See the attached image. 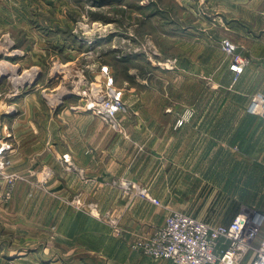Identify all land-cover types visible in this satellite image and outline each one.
<instances>
[{
	"label": "rangeland",
	"instance_id": "obj_1",
	"mask_svg": "<svg viewBox=\"0 0 264 264\" xmlns=\"http://www.w3.org/2000/svg\"><path fill=\"white\" fill-rule=\"evenodd\" d=\"M242 6V0H0V264L61 262L55 257L65 242L58 252L52 246L61 214L79 216L76 230L92 224L111 237L122 232L131 204L102 208L83 193L57 194L52 181L61 178L57 169H81L67 154L68 116H93L125 139L137 92L153 97L147 88L162 96L167 113L176 112L175 140L187 125L186 167L173 153L166 168L172 190L156 191L173 196L169 207L209 223H228L225 214L230 220L242 209L264 211V123L245 113L251 97L237 89L240 75L229 74L220 43L229 40L244 58L226 29ZM110 89L121 92L129 110L119 130L82 109ZM230 108L234 118L227 121ZM185 113L193 115L179 124ZM124 155L119 165L130 172V152ZM80 177L90 181L84 172ZM140 182L122 174L109 185L142 200L132 189H147ZM87 239L71 241L69 251L75 255Z\"/></svg>",
	"mask_w": 264,
	"mask_h": 264
},
{
	"label": "crops",
	"instance_id": "obj_2",
	"mask_svg": "<svg viewBox=\"0 0 264 264\" xmlns=\"http://www.w3.org/2000/svg\"><path fill=\"white\" fill-rule=\"evenodd\" d=\"M242 2V10L238 15L241 23L238 16L233 14L232 22L227 24L226 29L227 36L240 44L238 45L241 48L240 52L247 59L236 87L241 91L240 93L251 97L255 92L264 94V0H242ZM192 34L195 40H198L197 36L203 35L200 32ZM201 40L199 38L198 41L201 42ZM209 40L213 42L212 39ZM229 74L233 75L231 72ZM145 93L153 97L144 98V92H137L141 96L140 101L132 106L134 115L132 114L131 119L124 121L128 132L125 139L110 132L101 120L93 116L73 114L67 117V136L72 142V145L68 146L67 154L81 169L67 167L66 170L64 168L55 170L56 175L61 178L58 179L57 184L53 179V189L57 194L60 192L67 195L83 193L88 200L97 202L102 208L118 206L122 209L130 204L131 208L123 216L122 232L115 234L114 237H111L107 229L100 225L91 224L90 227L76 230L72 222L77 223L79 216L58 215L57 238L52 246L57 245L58 252L59 242L62 241L65 245L60 247L65 250L61 249V253L58 252L55 257L61 262L50 264H172L164 259L154 261L139 249L134 248L138 238L148 237L156 228L163 225L166 213L148 202L129 198L109 185L114 176L125 174L138 182L141 181L140 183L149 191L151 190L152 195L162 202L165 203V200H168L170 202V204L167 203L168 206H171L174 201L172 195L169 198V195L156 191L172 190L167 167L170 166L169 160L173 158V153L178 152L179 160H182L186 167L187 125H182V128L178 130V140H175L176 137L171 132L174 128L176 112H166L168 108L165 107L162 96L155 89L147 88ZM249 101L250 98L248 103ZM247 107L248 104L245 107L246 114H248ZM233 111V108L226 109L225 120H233ZM193 120L201 121L198 118ZM247 121L250 122V120ZM257 123H264V119L259 118ZM176 142L179 144L177 149ZM128 152L132 160L130 172L119 165L123 164L124 154L127 155ZM194 154L196 156L198 152L195 151ZM140 168L146 169V178L139 177L142 172ZM82 172L90 180L88 183L80 179ZM152 183H163V185L160 189H156ZM88 219L96 224V220ZM225 220L230 221L226 214ZM81 236L97 240L98 243H90L92 246L88 247L89 239H87L85 240L87 246L79 248L80 251L74 255L75 249L69 251L68 248L74 245L71 241ZM82 241L84 242L83 239ZM242 264L247 262L244 261Z\"/></svg>",
	"mask_w": 264,
	"mask_h": 264
},
{
	"label": "built area",
	"instance_id": "obj_3",
	"mask_svg": "<svg viewBox=\"0 0 264 264\" xmlns=\"http://www.w3.org/2000/svg\"><path fill=\"white\" fill-rule=\"evenodd\" d=\"M220 43L224 54L230 57V72L240 75L247 59L236 53V46L229 40ZM121 95L120 91L110 89L107 98L99 97L81 108L119 130L122 117L129 112ZM247 113L264 119L263 93L251 96ZM192 115L185 113L179 124ZM132 189L143 201L166 211L163 225L134 245L144 255L169 260L172 264H242L244 261L264 264V211L242 209L228 223H209L171 209L144 187L133 185Z\"/></svg>",
	"mask_w": 264,
	"mask_h": 264
}]
</instances>
